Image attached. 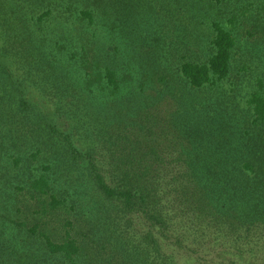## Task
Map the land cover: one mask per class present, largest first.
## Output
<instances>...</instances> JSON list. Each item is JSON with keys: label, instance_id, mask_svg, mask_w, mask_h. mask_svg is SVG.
Masks as SVG:
<instances>
[{"label": "trees", "instance_id": "1", "mask_svg": "<svg viewBox=\"0 0 264 264\" xmlns=\"http://www.w3.org/2000/svg\"><path fill=\"white\" fill-rule=\"evenodd\" d=\"M14 1L20 10L0 4V245L18 244L22 263L35 241L46 257L85 264L72 230L77 213L87 218L86 196L99 221L113 199L138 196L144 208L113 133L162 93L180 100L174 123L191 141L185 201L264 222L262 19L228 16L221 0ZM158 69L161 89L147 93ZM112 149L107 177L97 157Z\"/></svg>", "mask_w": 264, "mask_h": 264}, {"label": "rangeland", "instance_id": "2", "mask_svg": "<svg viewBox=\"0 0 264 264\" xmlns=\"http://www.w3.org/2000/svg\"><path fill=\"white\" fill-rule=\"evenodd\" d=\"M220 3L225 10L235 11L228 16L234 14L246 22L262 19L264 23V0H221ZM0 4L8 12L11 8L6 4L15 10L23 6L14 0H0ZM247 5L253 8L249 13L245 10ZM26 11L33 15L30 4L22 10V19L27 22ZM240 28L236 32L242 37V30L247 27L242 25ZM13 45L22 47L20 43ZM156 71L151 74L153 79L148 83L147 93L156 94L161 89L162 76L159 69ZM146 74L147 70H142V77ZM179 106L177 96L162 93L157 102L132 108L131 115H135V120L127 127L128 131H114L115 144L126 153L129 178L141 185H136L139 191L142 189L137 195L143 198L144 208L138 196L129 203L122 197L113 199L107 204L109 209L103 210L105 218L99 221L95 218L97 207L86 196L87 205L83 210L88 212V219L77 213L72 230L85 249V264H118L122 259L131 264H264L263 221L237 223L222 217L220 212L211 215L203 212L200 204L197 207L195 203L185 201L193 193L188 190V185L193 182L187 166L191 141L176 129L174 121ZM124 133L127 137L123 140ZM117 156L118 152L112 149L102 150L97 157L108 169L107 177L115 173ZM114 182L115 178H112L110 183ZM100 222L104 224L101 227L98 226ZM4 245H0V264H27L29 261L31 264H69L61 256L41 254L35 241L29 246L31 256L25 263L16 256L18 244L9 241Z\"/></svg>", "mask_w": 264, "mask_h": 264}]
</instances>
